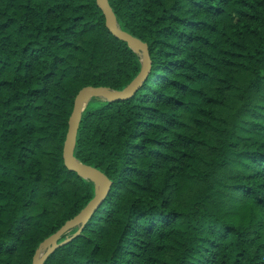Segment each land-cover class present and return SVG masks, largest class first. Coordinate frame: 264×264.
Here are the masks:
<instances>
[{
	"label": "trees",
	"instance_id": "trees-1",
	"mask_svg": "<svg viewBox=\"0 0 264 264\" xmlns=\"http://www.w3.org/2000/svg\"><path fill=\"white\" fill-rule=\"evenodd\" d=\"M109 2L152 66L84 110L75 157L112 187L44 264H264V0ZM141 69L97 0H0V264L94 198L64 161L76 96Z\"/></svg>",
	"mask_w": 264,
	"mask_h": 264
},
{
	"label": "water",
	"instance_id": "water-1",
	"mask_svg": "<svg viewBox=\"0 0 264 264\" xmlns=\"http://www.w3.org/2000/svg\"><path fill=\"white\" fill-rule=\"evenodd\" d=\"M97 2L104 12L107 28L115 37L128 43V45L140 55L142 69L140 74L124 90L115 91L106 87L88 86L77 94L73 112L69 119V129L64 144V161L69 171L75 172L80 177L94 182L95 196L78 215L67 221L56 233L40 245L34 256L33 264H44L50 253L54 252L68 241L60 242L63 235L77 226L86 224L94 212L105 201L112 187V182L104 173L95 167L80 162L75 157L77 135L84 110L94 98L109 102L130 98L142 86L152 66L148 44L121 29L109 0H97ZM44 247L46 250L42 253Z\"/></svg>",
	"mask_w": 264,
	"mask_h": 264
},
{
	"label": "rangeland",
	"instance_id": "rangeland-1",
	"mask_svg": "<svg viewBox=\"0 0 264 264\" xmlns=\"http://www.w3.org/2000/svg\"><path fill=\"white\" fill-rule=\"evenodd\" d=\"M46 250V248L44 247L43 250H42V253Z\"/></svg>",
	"mask_w": 264,
	"mask_h": 264
}]
</instances>
